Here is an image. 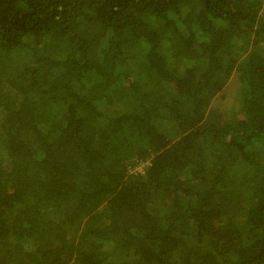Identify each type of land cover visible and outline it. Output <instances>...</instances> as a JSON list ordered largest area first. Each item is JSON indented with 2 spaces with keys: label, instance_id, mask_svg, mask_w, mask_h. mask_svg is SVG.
Segmentation results:
<instances>
[{
  "label": "trees",
  "instance_id": "1",
  "mask_svg": "<svg viewBox=\"0 0 264 264\" xmlns=\"http://www.w3.org/2000/svg\"><path fill=\"white\" fill-rule=\"evenodd\" d=\"M0 264H264V0H0Z\"/></svg>",
  "mask_w": 264,
  "mask_h": 264
},
{
  "label": "rangeland",
  "instance_id": "2",
  "mask_svg": "<svg viewBox=\"0 0 264 264\" xmlns=\"http://www.w3.org/2000/svg\"><path fill=\"white\" fill-rule=\"evenodd\" d=\"M235 86V80L231 77L222 91L213 100L211 107L228 114V109L235 103ZM135 170L141 171L142 166L136 167Z\"/></svg>",
  "mask_w": 264,
  "mask_h": 264
}]
</instances>
